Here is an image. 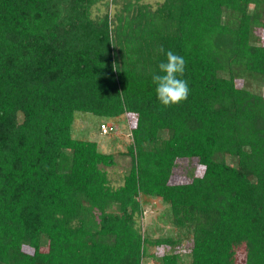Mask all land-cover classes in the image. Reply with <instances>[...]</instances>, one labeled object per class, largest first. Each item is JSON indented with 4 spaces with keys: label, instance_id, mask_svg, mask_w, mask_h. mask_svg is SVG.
Masks as SVG:
<instances>
[{
    "label": "trees",
    "instance_id": "16d2710c",
    "mask_svg": "<svg viewBox=\"0 0 264 264\" xmlns=\"http://www.w3.org/2000/svg\"><path fill=\"white\" fill-rule=\"evenodd\" d=\"M260 30L264 0H0V264H264ZM168 50L190 93L165 107ZM76 112L132 121L120 185ZM182 159L202 172L173 182ZM143 196L172 232L142 231Z\"/></svg>",
    "mask_w": 264,
    "mask_h": 264
},
{
    "label": "rangeland",
    "instance_id": "374dc122",
    "mask_svg": "<svg viewBox=\"0 0 264 264\" xmlns=\"http://www.w3.org/2000/svg\"><path fill=\"white\" fill-rule=\"evenodd\" d=\"M111 1V0H110ZM160 0H144V2L156 5ZM105 11V5H99L94 10V14ZM114 10V6L111 8ZM260 34L264 38V30H260ZM131 121V120H130ZM129 117L122 115L117 118L103 119L91 113L76 112L75 122L73 124V136L78 139L96 140L99 143L100 150L115 155L116 164L107 167L109 175L114 185H120L126 170L131 164V158L127 155L128 146L132 143L131 123ZM132 122V121H131ZM113 125V131L108 134H102L101 124ZM202 168L195 160H179L172 177L173 182H184L190 180L194 174H200ZM144 208L143 218L141 219L142 231L151 230L153 236L170 233L174 230L172 225L165 224L162 220V214L167 206L160 198L142 197ZM152 251L157 256H161L168 250L165 247H152ZM156 262L151 257L148 264Z\"/></svg>",
    "mask_w": 264,
    "mask_h": 264
},
{
    "label": "clouds",
    "instance_id": "9594fccd",
    "mask_svg": "<svg viewBox=\"0 0 264 264\" xmlns=\"http://www.w3.org/2000/svg\"><path fill=\"white\" fill-rule=\"evenodd\" d=\"M164 52L163 47L159 49ZM158 73L152 75V83L158 101L165 107L179 104L185 101L190 93L186 79H183L186 69V61L183 56L168 50L166 61L158 65Z\"/></svg>",
    "mask_w": 264,
    "mask_h": 264
},
{
    "label": "built area",
    "instance_id": "2783aa9c",
    "mask_svg": "<svg viewBox=\"0 0 264 264\" xmlns=\"http://www.w3.org/2000/svg\"><path fill=\"white\" fill-rule=\"evenodd\" d=\"M113 125H108V124H101V132L103 134H108L109 132H112L114 129H113Z\"/></svg>",
    "mask_w": 264,
    "mask_h": 264
}]
</instances>
